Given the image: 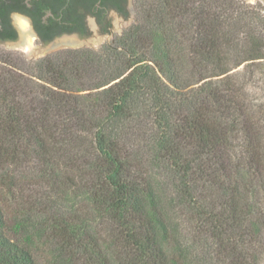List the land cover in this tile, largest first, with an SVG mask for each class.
Returning <instances> with one entry per match:
<instances>
[{"label":"trees","instance_id":"16d2710c","mask_svg":"<svg viewBox=\"0 0 264 264\" xmlns=\"http://www.w3.org/2000/svg\"><path fill=\"white\" fill-rule=\"evenodd\" d=\"M0 264H264L262 8L135 0L97 49L0 50Z\"/></svg>","mask_w":264,"mask_h":264},{"label":"flooded vegetation","instance_id":"af4514ba","mask_svg":"<svg viewBox=\"0 0 264 264\" xmlns=\"http://www.w3.org/2000/svg\"><path fill=\"white\" fill-rule=\"evenodd\" d=\"M130 17L135 18V0H0V45L25 43L16 19L27 23L33 48L42 50L64 36L69 39L63 44L66 49L89 34L108 35L114 19L125 22Z\"/></svg>","mask_w":264,"mask_h":264},{"label":"water","instance_id":"95a60500","mask_svg":"<svg viewBox=\"0 0 264 264\" xmlns=\"http://www.w3.org/2000/svg\"><path fill=\"white\" fill-rule=\"evenodd\" d=\"M249 1H251V0H249ZM262 1L264 2V0H262ZM133 21H134V19L132 17H130L125 22H121L118 19H114V21H113L114 22V28L108 35L97 36L96 34H93V35L89 34L88 37H86L84 39H79V40H81V41H79L80 42L79 45L78 44L70 45L66 48H81V47L94 48V47H97V46L103 44L107 39H109L110 35L113 32H117L118 34H120L121 31L124 28H126L127 26H129ZM16 23L21 30V35H20L21 40L25 43L23 45L4 44V45H0V46H2L4 49H7V50L22 52V53H24L26 59H29V60L34 59V58L38 59V58L43 57L44 55H46L48 53H51V52L56 51L58 49L65 48V47H63V44L68 43L69 39H66V37L64 36L60 39H56L55 41H53L48 46H44L45 48L38 46L39 48H43L42 50L34 49L33 48V39H32V37H30L28 35L27 23L21 19H16Z\"/></svg>","mask_w":264,"mask_h":264},{"label":"rangeland","instance_id":"374dc122","mask_svg":"<svg viewBox=\"0 0 264 264\" xmlns=\"http://www.w3.org/2000/svg\"><path fill=\"white\" fill-rule=\"evenodd\" d=\"M245 1V4H247V5H250V6H260L261 8H262V13L264 14V2L262 1V0H251V1H249V0H244ZM133 23V22H132ZM131 23V24H132ZM130 24V25H131ZM129 25V26H130ZM129 26H127V27H129ZM126 27V28H127ZM126 28H124V29H126ZM123 29V30H124ZM122 30V31H123ZM121 31V32H122ZM116 35H119L117 32H113L111 35H110V37H109V39H107L104 43H107V42H110L112 39H113V37L114 36H116ZM103 43V44H104ZM102 45V44H101ZM101 45H99V46H101ZM99 46H97V47H94V49H97ZM82 48V47H81ZM87 48V47H86ZM62 49H65V48H62ZM66 49H78V48H66ZM0 50H3V51H7V52H10V53H14L15 55H22V57L23 58H25V55H24V53H22V52H18V51H13V50H7V49H4L2 46H0ZM58 50H61V49H58ZM58 50H56V51H58ZM54 52V51H53ZM52 53V52H51ZM48 54H50V53H48ZM47 55V54H46ZM45 56V55H44ZM41 58V57H40ZM26 59V58H25ZM34 59H36V58H34ZM26 60H29V59H26ZM30 60H33V59H30ZM256 75H258L257 73H256ZM259 76V75H258ZM256 81V80H255ZM254 86L255 87H257V83L256 84H254Z\"/></svg>","mask_w":264,"mask_h":264}]
</instances>
